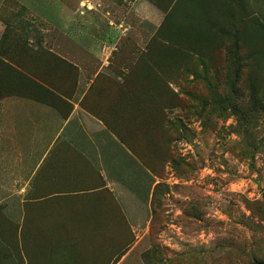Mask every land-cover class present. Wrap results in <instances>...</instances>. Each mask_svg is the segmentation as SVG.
Returning <instances> with one entry per match:
<instances>
[{
	"label": "rangeland",
	"instance_id": "rangeland-1",
	"mask_svg": "<svg viewBox=\"0 0 264 264\" xmlns=\"http://www.w3.org/2000/svg\"><path fill=\"white\" fill-rule=\"evenodd\" d=\"M18 1L37 6L42 15L55 13L58 22L57 29L18 6L8 25V34H29L41 77L48 73L54 81L56 70L70 72L72 49H93L63 34L87 42L91 32L79 28L82 16L77 14L79 24L72 20L80 0ZM251 9L260 15L264 0ZM242 21L205 40L204 55L187 54L186 48L174 55L178 49H149L152 41L127 39L109 60L89 58V76L109 63L94 91L110 100L107 112L116 107L115 118H102L111 136L96 156L97 166L89 153L62 151L60 181L15 184L14 228L0 233V242L11 243L14 252L0 264H26L16 255L23 239L37 249L39 240L54 245L84 235L92 247L58 250L90 264H264V70L257 71L250 59L264 52V32L246 44L249 25ZM102 30L95 26V33ZM59 110L65 120L69 106ZM85 192L95 194L74 196ZM41 198L51 199L41 204ZM83 208L93 224L90 231L53 230L60 219L73 224L83 219L62 216V210ZM41 221L51 224L48 231H38Z\"/></svg>",
	"mask_w": 264,
	"mask_h": 264
},
{
	"label": "crops",
	"instance_id": "crops-1",
	"mask_svg": "<svg viewBox=\"0 0 264 264\" xmlns=\"http://www.w3.org/2000/svg\"><path fill=\"white\" fill-rule=\"evenodd\" d=\"M241 2L249 8L254 5L255 0H85L91 10L82 8L85 3L80 0V8L73 11L72 20L76 18L78 22L77 14H80L82 26L80 24L79 28L85 27L84 30L91 34H87L86 43L77 35L68 36L65 32L63 34L77 44L85 48L90 46L93 49L90 52L72 49L68 54L73 61L76 80L63 83L55 77L53 82V89L60 90L57 95L72 107L65 120L59 108L41 102L40 82H37L40 86L33 85V89L38 94L34 97L27 93L14 94L15 65L11 51L6 50L5 58L0 56V60L7 64H5L6 75L0 79V216L14 222V210L11 207L15 184L30 185L62 179L65 174L63 172L65 160L59 158L60 152H70L74 149L77 152L89 153L90 157L94 158L92 164L97 166L95 163L99 160L97 157L100 156L103 142L111 136L102 118L108 121L115 118L116 107H111L112 111L107 112L106 108L110 100L102 96V91H94L95 79L106 66H109V63L105 62L94 76H89L90 70L86 64L89 58L94 56L101 61L105 57L109 60L108 56H112L118 42L127 39L136 43L158 39L164 41L166 45L170 40L178 39L203 41V26H206L207 33L204 38H209L210 34L213 35L218 30L216 18L224 12L225 5L229 4L237 12L235 14L238 17ZM18 6L57 28V20L52 19L55 13L42 15L43 13L35 10L37 6L31 8L18 0H0V41L6 25L13 22ZM51 11L54 12L53 8ZM233 15L232 12L231 17ZM98 24L103 25V30L95 33V26ZM26 34L22 33L24 36ZM27 37L32 43L29 34ZM69 46L68 48L72 47ZM22 64L24 69L21 70L32 68L41 76V62L38 60L32 66L26 64L24 60ZM8 65L11 66L9 71ZM59 72L55 71L56 74ZM62 138L70 142L61 144ZM114 146L119 149L115 141ZM94 194L95 192H85L74 196ZM47 199L41 198V204ZM87 212L86 208L62 210L60 212L62 216L80 214L83 219L75 222L76 224L71 222L72 219L71 221L60 219L59 223L52 224L53 230L64 233L72 231L87 233L93 228ZM22 214L25 215L23 208ZM38 215L43 219L46 216L42 209L38 211ZM37 227L38 231L45 232L51 224L41 221ZM81 237V241L62 238L54 245V241L49 243L41 240V264H90L85 259L69 257L71 253L68 250H58L71 249L72 246L92 247V242L88 241L87 236ZM49 248H53V252L49 251ZM85 254L87 255L86 252L80 255Z\"/></svg>",
	"mask_w": 264,
	"mask_h": 264
},
{
	"label": "trees",
	"instance_id": "trees-1",
	"mask_svg": "<svg viewBox=\"0 0 264 264\" xmlns=\"http://www.w3.org/2000/svg\"><path fill=\"white\" fill-rule=\"evenodd\" d=\"M256 3V0H255ZM254 3V4H255ZM241 8L239 9L238 12V17L236 16L237 12L231 8L229 4L225 5V10L221 15H218L216 18V27L218 28L217 32L221 31H227L228 27H231L233 24L239 21V18L243 19L244 24L249 27L245 31V38H244V43L248 44L251 41V37H257L260 35V33L264 32V10L261 11L257 15L256 13L253 14V9H251V6L249 8L246 7L245 4L240 3ZM228 7V8H226ZM228 9V10H226ZM255 9V8H254ZM232 12L234 15L231 17ZM236 13V14H235ZM261 16V18L259 17ZM236 19V20H235ZM241 21V20H240ZM9 24L6 25L5 32L2 36L1 43H0V56L5 58L6 50L7 52L11 51L12 56H13V62L15 65L14 68V94L19 95L22 93H27V95L34 97L37 94V92L33 89V85H39L41 83V102L48 104L50 106H54L59 108L61 105H67L69 106V113L70 114L72 107L71 105L65 101L64 99H61L57 94L60 92L59 89H53V82L55 81V77H57V80L63 82V83H69V82H74L76 80V74H75V68L71 64L68 65V69H70V72L62 71L60 70L59 74L54 75V81L53 77L50 80L49 74L47 73L48 76L46 77H41L36 71H34L32 68H28L25 71H23L24 66L22 64L23 60L26 64H29L30 66L33 65L38 60V57L31 56L33 53H31V44H30V39L27 36L24 35H14V33L8 34V26ZM206 26H203V41L202 40H183V39H178V40H170L168 45L164 41L154 39L149 46V49L152 48V46H159L162 47L170 52H172V49H178V51H175L176 54L174 55H181L185 54L183 51H180V49H190L189 53L190 55H204L203 53V47L205 40L211 41L213 38H215V34L211 35L209 38H204V35H207L206 33ZM192 51V52H191ZM40 54H37L39 56ZM31 56V57H30ZM30 57V60H26V58ZM250 59L253 62L254 68L257 69V71L264 70V52L259 51L256 53L250 54ZM63 63H65L63 61ZM5 62L0 60V79L4 78L6 75V70H5ZM7 65V64H6ZM11 66L8 65V71ZM17 68H20L18 70ZM21 68H23L21 70ZM7 71V72H8ZM77 71V70H76ZM9 73V72H8ZM62 74V75H60ZM40 96V95H39ZM62 111V110H61ZM66 115L65 118L68 117ZM1 211V208H0ZM2 217V216H1ZM4 217V216H3ZM11 228L13 229V223H11L9 220L6 218H0V233L4 232H9L11 231ZM31 238V237H30ZM29 241L26 246V242L23 239V243H20V249L18 252H16L17 256H21L26 264H41V246H38V248H33L32 246H29ZM38 242H41L39 240ZM24 244V245H23ZM9 251L14 252V247L11 245V243H3L0 242V258H4L5 260H9L11 257V253ZM29 260H27V259ZM36 258V259H35ZM36 260V262L33 261Z\"/></svg>",
	"mask_w": 264,
	"mask_h": 264
}]
</instances>
